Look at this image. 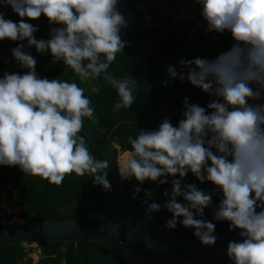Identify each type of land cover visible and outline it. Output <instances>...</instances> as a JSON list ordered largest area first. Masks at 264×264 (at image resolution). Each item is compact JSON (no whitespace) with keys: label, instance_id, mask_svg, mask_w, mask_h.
Segmentation results:
<instances>
[{"label":"clouds","instance_id":"1","mask_svg":"<svg viewBox=\"0 0 264 264\" xmlns=\"http://www.w3.org/2000/svg\"><path fill=\"white\" fill-rule=\"evenodd\" d=\"M208 33H228L232 43L215 57L181 59L167 67L170 80L179 79L210 99L206 106L183 101L176 125L164 118L156 130L129 136L131 150L120 157L122 180L134 178L159 185L171 180L163 205L147 204L148 218L161 208L171 213L165 227L192 228L202 245L217 241L216 225L203 219L212 205V193L194 183L182 185L191 173L200 183L210 182L221 194L213 220L227 221L241 240L229 241L232 264H264V0H192ZM120 0H0L20 19H6L0 11V41L17 43L12 58L26 73L5 72L0 78V165L18 167L25 175L60 186L65 177L88 175L94 185L111 190L108 162L97 160L85 144V119L94 120L85 89L67 80L40 78L36 59L24 49L48 52L81 81L103 79L116 89L114 111L130 108L138 84L130 76L117 79L109 73L117 54L128 45L122 30L129 21ZM41 16L50 38L37 39L32 23ZM168 81L165 82L167 86ZM92 93L99 88L91 87ZM142 191L134 189L133 198ZM183 202H178L177 198ZM199 217V218H198ZM182 218V219H180ZM115 235L119 225L109 224Z\"/></svg>","mask_w":264,"mask_h":264},{"label":"trees","instance_id":"2","mask_svg":"<svg viewBox=\"0 0 264 264\" xmlns=\"http://www.w3.org/2000/svg\"><path fill=\"white\" fill-rule=\"evenodd\" d=\"M167 1L185 5L194 4L192 0ZM118 7L129 21L128 28L122 30V39L130 46H126L123 53L117 54L116 61L108 71L117 79L130 76L138 82L133 93L135 102L130 108L113 110L120 98L116 89L103 79L104 74L95 80L81 81L70 68L61 62H53L48 52L40 54L33 49L30 54L37 61L36 73L40 78L67 80L85 89V95L92 101L95 117L94 120L86 118L89 124L107 137L110 144L117 142L115 144L121 146L125 153L131 150L129 136L135 138L141 130H156L164 118H168L174 126L182 118H177L169 111L160 110V105L163 104L168 110L182 112L186 97L189 103L201 106H206L209 102L210 98L200 89L191 86L186 79L170 80L167 67L177 65L181 59H193L197 56L211 59L226 50L232 41L230 35L225 33L217 34L216 46L206 36H200L196 44L189 43L184 37L177 36V32L167 22L160 26L145 24L141 19L142 11L138 7L137 0H120ZM0 10L10 12V20L19 22L20 18L9 6H2ZM152 20L158 21L157 17ZM35 21L27 22L38 29L34 33L37 39H49L50 28L60 27L49 25L43 16ZM17 43L27 42L7 41L0 44V78L5 72L24 74L27 71L20 68L18 62L12 58L11 50L17 46ZM24 51L26 52V48ZM166 81H168L167 86H165ZM93 86L99 88L97 93L90 91ZM80 135L84 137L85 144L94 158L102 160L100 153L88 139L82 133ZM114 152L117 154L115 148ZM174 178L178 177H167L168 183L163 185L145 181L138 186H135L133 179L130 178L124 180V186L126 189L134 186L130 191V201L137 209L147 213V204L156 202L163 205L167 200L163 193L165 191L171 193V180ZM187 183H194L206 193H212V205L205 208L202 217L216 225L214 234L217 241L211 246L227 250L229 241L239 242L241 237L238 230L229 231L227 221L213 220V213L221 199L219 191H216L210 182L200 183L191 173L182 185ZM137 187L142 191L133 198L134 189ZM3 190L9 204L19 207L16 216L24 221L83 217L99 208L105 198V191L99 185H94L93 179L88 175L81 178L74 173L70 174L60 186H56L39 177L25 175L18 167L0 165V199ZM177 201L183 202L182 198H177ZM150 215L157 222L165 224L171 218V213L163 208ZM170 230L199 241L193 236L194 229L185 228L179 223ZM120 237L129 248L139 249L142 246V239L134 233L125 231ZM38 247L39 258L35 263H31L29 257L31 248L21 243L0 245V264H129L105 247L89 241L45 242Z\"/></svg>","mask_w":264,"mask_h":264},{"label":"water","instance_id":"3","mask_svg":"<svg viewBox=\"0 0 264 264\" xmlns=\"http://www.w3.org/2000/svg\"><path fill=\"white\" fill-rule=\"evenodd\" d=\"M81 133L109 165L107 179L111 190L105 191L102 205L79 218L0 222V245L89 241L105 247L129 264H232L226 249L202 245L175 233L166 228L165 223L149 219L146 212L137 209L130 201L134 186L126 189L120 178L113 143L87 119ZM116 151L124 152L121 146ZM109 224L119 225L118 236ZM125 231L142 239L139 249L129 248L124 243L120 234Z\"/></svg>","mask_w":264,"mask_h":264},{"label":"built area","instance_id":"4","mask_svg":"<svg viewBox=\"0 0 264 264\" xmlns=\"http://www.w3.org/2000/svg\"><path fill=\"white\" fill-rule=\"evenodd\" d=\"M137 2L139 9L142 11L141 19L145 24L160 26L167 22L177 32V36L184 37L189 43L196 44L200 36H206L216 46L217 34L208 33L205 30L198 5L171 3L167 0H137ZM154 17H157V22L152 20ZM189 175L190 173L184 180Z\"/></svg>","mask_w":264,"mask_h":264},{"label":"rangeland","instance_id":"5","mask_svg":"<svg viewBox=\"0 0 264 264\" xmlns=\"http://www.w3.org/2000/svg\"><path fill=\"white\" fill-rule=\"evenodd\" d=\"M3 13H4V16L6 19H10V17H9L10 12H3ZM33 22H36V21L34 20ZM7 41H9V40L0 41V44H1V42H7ZM33 49H35V48L34 47L27 48L26 47V53L30 54ZM159 107L161 108L160 110L169 111L173 115H175L177 118L182 117V115H181L182 112L165 109V106L163 104L160 105ZM115 143H117V142H113L114 147L117 145ZM116 147H115L116 150H118L119 147L118 146H116ZM119 153L120 152L117 151V156L119 155V158H120L123 154H119ZM132 179H133L135 186L140 185L135 181L134 178H132ZM18 210H19L18 206H12L9 204L7 197H6V194L3 190V194H2L1 199H0V222H2V223H14V222L21 220V218L16 216V212ZM24 245L27 248H31V251L29 252V257H31V263H35L37 261V259L39 258V247H38V245L31 244V243L30 244H24Z\"/></svg>","mask_w":264,"mask_h":264},{"label":"bare ground","instance_id":"6","mask_svg":"<svg viewBox=\"0 0 264 264\" xmlns=\"http://www.w3.org/2000/svg\"><path fill=\"white\" fill-rule=\"evenodd\" d=\"M116 146H118L119 148H120V146L119 145H116ZM115 146V147H116ZM117 148V147H116ZM119 154H124V152H120ZM119 164H120V158H119V156H117V165H118V167H119Z\"/></svg>","mask_w":264,"mask_h":264}]
</instances>
